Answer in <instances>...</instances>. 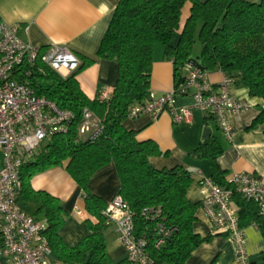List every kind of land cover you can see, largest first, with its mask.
Instances as JSON below:
<instances>
[{"label":"trees","instance_id":"16d2710c","mask_svg":"<svg viewBox=\"0 0 264 264\" xmlns=\"http://www.w3.org/2000/svg\"><path fill=\"white\" fill-rule=\"evenodd\" d=\"M187 0H118L96 55L117 63L118 74L114 89L105 100L88 98L76 79L77 73L91 62L84 59L78 69L62 77L44 65L40 58L23 62L14 70L13 78L29 85L37 96H44L61 109L74 115L65 134L52 136L20 169L21 189L17 200L39 203L38 210L46 218L43 235L54 256L62 264H129L113 261L107 251L105 218L106 202L89 190V180L99 168L112 162L119 179L116 194L128 203L134 214L136 237L147 240L149 264H187L190 254L208 242L212 234L200 236L193 230L195 212L200 202L186 196L192 182L184 167L154 168L149 158L165 155L152 140L139 141L136 131L125 128L129 107L145 99L149 92L154 48L161 47L162 56L172 62L175 87L184 82L179 69L186 63L203 72L220 71L232 81L238 79L251 96L264 101V0H189V15L180 28L181 9ZM180 32L177 41L173 37ZM195 36L200 44L192 57ZM89 110L102 125L95 139L78 133L83 110ZM206 124L213 118L206 113ZM264 127V105L249 128ZM221 146L216 135L199 143L189 155L206 159L213 182L230 188L225 171L217 158ZM82 190L85 211L89 215V233L73 246L66 244L58 231L65 212L51 195L34 191L30 178L46 169L60 166ZM238 206L240 226L255 224L263 231L264 219L255 203L233 192ZM159 208L156 217H146L144 209ZM172 229L164 241L158 226ZM226 235V234H224ZM264 264V257L262 263Z\"/></svg>","mask_w":264,"mask_h":264},{"label":"crops","instance_id":"0c3cea01","mask_svg":"<svg viewBox=\"0 0 264 264\" xmlns=\"http://www.w3.org/2000/svg\"><path fill=\"white\" fill-rule=\"evenodd\" d=\"M118 0H0V19L4 23L17 26L18 37L33 47L44 51L51 43L64 45L80 60L90 59L76 75L83 93L90 99L102 94L111 95L117 80L118 67L113 60L102 59L96 55L100 41L107 29ZM191 3L185 2L181 9L180 28L189 15ZM180 28L173 37L177 41ZM198 53V52H197ZM197 53L193 56H196ZM80 63V64H81ZM189 63V62H188ZM188 63L179 69V75L186 77ZM194 66V62L192 63ZM206 78L213 85L224 77L220 71L205 72ZM181 85V84H180ZM173 64L161 53V47L154 48L153 63L149 77V89L155 95L175 90ZM230 93L247 102V108L238 114H228L233 126L231 139L223 137L215 123L206 124L205 112L194 110L189 122L176 123L168 111L161 112L157 118L139 115L126 118L123 122L128 130L136 131L139 141L152 140L165 155L151 156L150 164L157 169L172 168L180 165L192 176L186 196L192 202H200L207 196L208 189L200 183V177L210 176V167L206 159L193 158L189 153L202 141L205 127L211 129L221 146L217 162L225 171V176L232 172H246L264 179V127L249 128L252 121L263 108L264 101L251 96L247 87L238 79L232 81ZM193 89L176 93V105H188L192 102ZM210 134V135H211ZM0 151V168L2 167ZM62 165L46 169L30 178V187L34 191L45 192L55 197L61 204L65 218L58 234L69 246L78 243L88 233L87 219L82 190L67 173ZM89 190L101 197L106 203L116 194L119 179L112 162L99 168L89 180ZM19 206L41 221H46L43 210H38L39 203L20 201ZM196 221L193 230L200 236L212 234V238L189 256L187 264H236L232 240L220 233H215L201 206L195 212ZM246 250L250 264H261L264 257V234L257 226H243ZM117 238L114 226L105 228V235ZM105 237V238H106ZM107 246V244H106ZM113 261L126 258L125 248L117 241L107 247ZM52 258V257H51ZM0 264H8V258L0 255Z\"/></svg>","mask_w":264,"mask_h":264},{"label":"built area","instance_id":"2783aa9c","mask_svg":"<svg viewBox=\"0 0 264 264\" xmlns=\"http://www.w3.org/2000/svg\"><path fill=\"white\" fill-rule=\"evenodd\" d=\"M36 58L62 77L74 73L81 60L64 45L51 43L44 51L22 41L17 35V26L0 19V255L8 258V264H57L51 258V249L43 230L45 221L38 220L19 206L17 195L21 189L20 169L52 136L65 134L73 121V113L59 108L44 96H37L26 83L13 78L14 70L24 61L32 63ZM189 71L177 91L170 90L155 95L151 91L139 103L128 110V118L149 115L152 119L168 111L176 123L189 122L192 112L199 110L209 114L223 137L231 139L233 126L228 114H238L247 108V102L230 93L232 80L226 76L217 85L206 78L205 72L188 63ZM193 89L192 102L176 105V93ZM108 96L102 94L99 100ZM102 131L100 121L84 109L83 121L78 133L95 139ZM231 186L213 182L210 177H200V183L208 189L201 201V208L215 233L226 234L234 245L236 264H250L246 250L244 228L239 224L238 206L232 194L255 203L264 219V179L246 172H232L225 176ZM105 224L114 226L117 241L125 248L129 264H149L147 240L136 237L134 214L121 195L115 194L103 210ZM146 217H156L159 208L147 210ZM255 225V224H253ZM256 226V225H255ZM163 225L158 226L161 244L171 233Z\"/></svg>","mask_w":264,"mask_h":264},{"label":"rangeland","instance_id":"374dc122","mask_svg":"<svg viewBox=\"0 0 264 264\" xmlns=\"http://www.w3.org/2000/svg\"><path fill=\"white\" fill-rule=\"evenodd\" d=\"M195 43H194V45H193V51H192V55H195L198 51H199V49H200V44H199V42H198V39H197V37L195 36ZM194 57V56H193ZM114 236L115 235H112V234H109V235H107V237H106V244H107V247L109 246V245H111V244H113L115 241H117V238L115 239L114 238ZM118 242V241H117ZM51 257L54 259V256L53 255H51ZM57 264H62L61 262H59V261H55Z\"/></svg>","mask_w":264,"mask_h":264},{"label":"water","instance_id":"95a60500","mask_svg":"<svg viewBox=\"0 0 264 264\" xmlns=\"http://www.w3.org/2000/svg\"><path fill=\"white\" fill-rule=\"evenodd\" d=\"M210 134H211V129L208 127H205L202 133L203 139L207 140L210 137Z\"/></svg>","mask_w":264,"mask_h":264}]
</instances>
